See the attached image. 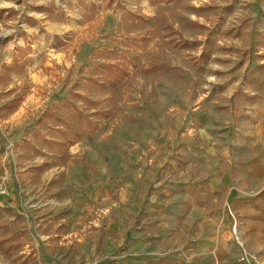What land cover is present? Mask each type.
Wrapping results in <instances>:
<instances>
[{"label": "rangeland", "instance_id": "rangeland-1", "mask_svg": "<svg viewBox=\"0 0 264 264\" xmlns=\"http://www.w3.org/2000/svg\"><path fill=\"white\" fill-rule=\"evenodd\" d=\"M51 2H16L18 14L0 9V237L22 239L17 255L0 251V264H37V254L46 264L43 242L59 251L64 235L72 244L74 229L102 243L115 205L104 195L119 185L102 171L126 160L153 172L169 155L182 167L159 178L162 200L164 185L196 184L178 226L159 237V264H264V94L254 117L245 80L264 64V15L253 11L255 0H74L78 14L44 17L41 6L53 9ZM109 66L127 72L114 89L101 84ZM71 92L88 101H71ZM100 109L110 115L70 146L66 163L47 147L65 132L51 113L90 121ZM177 128L184 141L192 138L190 157L173 141ZM173 214L159 207V219Z\"/></svg>", "mask_w": 264, "mask_h": 264}, {"label": "crops", "instance_id": "crops-1", "mask_svg": "<svg viewBox=\"0 0 264 264\" xmlns=\"http://www.w3.org/2000/svg\"><path fill=\"white\" fill-rule=\"evenodd\" d=\"M51 1V4H47V6H52L53 9L50 8L48 9L49 11L42 10L44 17H46V13H60L66 17L74 11L78 14V7H75L74 11L70 8L74 0H67V6L64 10L59 4L64 3L63 1L65 0H60V2L58 0ZM16 2L21 3L22 0H2L0 3L3 7L0 8L1 11L4 13L12 12L13 14H18V7L15 5ZM27 2L30 3L31 0H27ZM255 2L253 4V11L255 13L259 11L264 15L263 0H255ZM261 2L263 3L261 4ZM44 6L47 7L45 4ZM28 8L31 10L30 6ZM28 14L31 13L29 12ZM25 19L28 20V17L25 16ZM30 54L31 51L22 53L26 57ZM249 93L251 94L250 98L255 101L252 104V113L256 117L260 109V102L258 100L263 93H258L253 89ZM204 96L206 97L207 95H201L199 99H203ZM179 104L181 105V103ZM180 105L179 108H183ZM193 128L190 126L187 129L190 131ZM181 131V128L175 130L176 135L173 141H176V145L181 146L185 150L186 155L190 157L189 149L191 146L189 144L192 138L184 141L180 135ZM214 131H207V134H204L208 140L215 141L217 139ZM160 152L162 153L163 151ZM181 152L183 153V151ZM179 159L180 157L172 155L166 156L164 160L160 159L161 162H159V165L157 164L158 168L154 169L153 172L147 170L135 171L133 166L129 164L130 161L127 162L126 160H124L125 166H121L119 162L118 165L120 166H111L113 167L111 170L108 168L102 171L105 179L115 180L114 186L116 183L119 184L114 193L110 194L107 191L104 195L105 197H112L115 205L112 208L113 219L110 226L104 227L106 231L100 232L99 239H102V243L99 242L96 244L94 239V242L90 244L86 232L83 234L79 230L74 229L70 233L71 236L74 235L76 237L72 240V244L69 241H65L70 236H63L64 240L61 242V245H64V250L60 245L61 249L59 248V251L64 253L52 250L54 249L53 247L45 246V244L49 243L48 241L47 243L43 242L40 250L43 253L46 264H73L70 260L74 259V257L78 258V262H82L83 264H159V237H162V239L168 238V235H165L168 232L167 227L178 226L177 220L183 216V214H180L183 213V210H180V208H183L184 199L189 196L193 185L196 184L185 179L180 183L182 186H176L173 189L169 188L168 185H164L161 188L165 192V195H162L164 200H162L163 198L160 197L158 188V185L161 184L159 178L167 172H175L180 169L178 166L180 167L182 164ZM155 170H157L156 173ZM138 185H143V187H138ZM184 191L187 193L186 197L183 199L179 198L182 197L181 194ZM159 207H162L163 211L170 210L171 213L173 210H177L179 211V215L173 214V220L167 218L159 219ZM97 219L95 218L93 220L92 225H97ZM78 221L82 222V215L78 218ZM89 227H91V224ZM49 237L47 236L46 238ZM76 241L80 242V247L76 245V250L80 252V255L75 250H72V245Z\"/></svg>", "mask_w": 264, "mask_h": 264}, {"label": "trees", "instance_id": "trees-1", "mask_svg": "<svg viewBox=\"0 0 264 264\" xmlns=\"http://www.w3.org/2000/svg\"><path fill=\"white\" fill-rule=\"evenodd\" d=\"M151 4L163 2V3H172L174 5L180 4L185 0H148ZM84 3V1H82ZM41 9H45L43 6H41ZM194 9L198 12L204 11L205 7H199ZM137 19H140V16H136ZM56 43H60V41H57ZM207 43H211L210 38L207 39ZM24 54V53H23ZM211 55V53L207 50H204L201 57H208ZM17 61L14 65H7L6 69L10 70L12 67L16 66ZM112 67L109 66V71L105 74L103 81L101 84L104 85V88H116L122 80L127 75V72L122 67ZM245 80L247 83L252 85V89L258 93L264 94V64L257 63L245 76ZM70 99L71 101H75V99H81L82 101H88V97H85L82 94H76L71 92L70 93ZM67 104V103H66ZM70 105V104H68ZM110 115V112H105L103 109L97 110L93 114V119L95 120H86L83 116H80L78 118L71 117V118H59L58 115L51 113V116L53 118L57 119L56 127H58L59 124H63L64 127L62 129H65V132L52 142H48V146L46 145V142H41L43 147L47 146L48 148H51L52 151L56 153H59L60 160L62 159L64 163L71 157V154L69 152V148L72 144L88 137L93 132L96 131L98 128V123L95 122L96 120H101L103 117H108ZM75 120V121H73ZM72 122L74 123V126H72ZM59 123V124H58ZM59 128V127H58ZM66 130H69V132H66ZM60 131V130H59ZM76 159V158H75ZM52 183V182H51ZM21 243L22 239L20 237H0V251L5 253L7 256L12 257L14 255H17L21 250Z\"/></svg>", "mask_w": 264, "mask_h": 264}, {"label": "built area", "instance_id": "built-area-1", "mask_svg": "<svg viewBox=\"0 0 264 264\" xmlns=\"http://www.w3.org/2000/svg\"><path fill=\"white\" fill-rule=\"evenodd\" d=\"M4 192H6V190H4ZM40 255H38V254L36 255V262H37V264H44L43 258Z\"/></svg>", "mask_w": 264, "mask_h": 264}, {"label": "bare ground", "instance_id": "bare-ground-1", "mask_svg": "<svg viewBox=\"0 0 264 264\" xmlns=\"http://www.w3.org/2000/svg\"><path fill=\"white\" fill-rule=\"evenodd\" d=\"M239 234V233H238Z\"/></svg>", "mask_w": 264, "mask_h": 264}]
</instances>
